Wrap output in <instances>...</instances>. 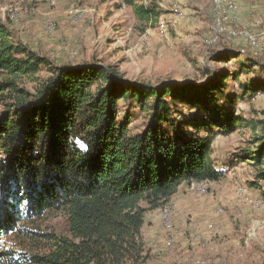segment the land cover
<instances>
[{
	"label": "trees",
	"instance_id": "1",
	"mask_svg": "<svg viewBox=\"0 0 264 264\" xmlns=\"http://www.w3.org/2000/svg\"><path fill=\"white\" fill-rule=\"evenodd\" d=\"M124 3L142 20L158 14ZM215 57L234 61L202 86L153 85L96 62L55 65L0 19V264H151L145 213L184 183L223 178L216 134H256L261 122L246 119L239 102L264 91L263 65L228 47ZM251 144L235 159L256 167L250 186L260 187L264 135ZM55 214L64 232L42 228Z\"/></svg>",
	"mask_w": 264,
	"mask_h": 264
},
{
	"label": "rangeland",
	"instance_id": "2",
	"mask_svg": "<svg viewBox=\"0 0 264 264\" xmlns=\"http://www.w3.org/2000/svg\"><path fill=\"white\" fill-rule=\"evenodd\" d=\"M137 3L158 14L142 20L124 0H0V19L32 52L55 65L96 62L153 85H204L216 67L234 61L217 60L223 47L264 68V0ZM259 74L264 77V69ZM21 86L34 89L24 81ZM186 109L189 116L196 113ZM239 111L263 123L256 134L249 127L216 134L213 158L224 177L184 183L169 203L145 213L142 234L151 264H264V184L250 186L256 167L235 159L252 147L254 136L264 135V91L240 101ZM142 124L136 118L131 127ZM41 224L64 232L66 219L55 214Z\"/></svg>",
	"mask_w": 264,
	"mask_h": 264
},
{
	"label": "built area",
	"instance_id": "3",
	"mask_svg": "<svg viewBox=\"0 0 264 264\" xmlns=\"http://www.w3.org/2000/svg\"><path fill=\"white\" fill-rule=\"evenodd\" d=\"M259 43V41L257 42V44Z\"/></svg>",
	"mask_w": 264,
	"mask_h": 264
},
{
	"label": "bare ground",
	"instance_id": "4",
	"mask_svg": "<svg viewBox=\"0 0 264 264\" xmlns=\"http://www.w3.org/2000/svg\"><path fill=\"white\" fill-rule=\"evenodd\" d=\"M194 184V183H193ZM199 187V186H198Z\"/></svg>",
	"mask_w": 264,
	"mask_h": 264
}]
</instances>
